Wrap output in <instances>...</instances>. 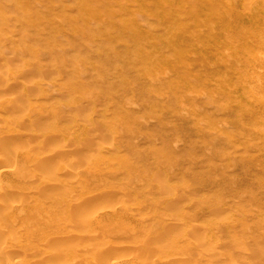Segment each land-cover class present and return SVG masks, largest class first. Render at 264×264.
Returning a JSON list of instances; mask_svg holds the SVG:
<instances>
[{
    "label": "rangeland",
    "instance_id": "1",
    "mask_svg": "<svg viewBox=\"0 0 264 264\" xmlns=\"http://www.w3.org/2000/svg\"><path fill=\"white\" fill-rule=\"evenodd\" d=\"M166 3L0 0V210L85 217L0 264H264V15L217 46Z\"/></svg>",
    "mask_w": 264,
    "mask_h": 264
},
{
    "label": "bare ground",
    "instance_id": "2",
    "mask_svg": "<svg viewBox=\"0 0 264 264\" xmlns=\"http://www.w3.org/2000/svg\"><path fill=\"white\" fill-rule=\"evenodd\" d=\"M262 4H264V2H262L261 0H167L166 9L169 12V20H174V21H176L180 13L185 14L187 11H192L199 7L203 9L202 12L205 13L207 20H212V19L214 20L216 17H223L221 28L219 29V31L215 35L207 37L211 40L213 39V41L216 40L218 46L221 45L224 41H228V42L231 41L233 45V41L237 37V33H238L237 27L229 22L228 20L229 16L233 17L234 22H239V23L250 22L254 26V28L258 27L259 23L254 20V16L257 12H261L264 15V11H263L264 8H262ZM174 7H176V12L172 13V9ZM195 16L197 19H199L200 17L198 14H195ZM251 37H252L251 47L255 49L261 48L264 45V26L255 29L252 32ZM216 41L213 43L215 44ZM0 151H5L8 161L9 160L8 151L5 149H0ZM27 174L28 173H26L24 176H26ZM18 177L20 178L21 176L18 175ZM6 200L7 198L5 197L1 198V201L3 202V209L0 210V213L2 211L6 212V209L9 210L7 211L8 213L7 212L4 213L6 214V218L0 220V228H1L0 253H3L5 249H8L10 245L20 247L21 249L24 246L25 247L28 246V249H31L34 246H38L37 244L39 242L43 243L44 241H46L43 233L45 223L50 220H55L57 222L58 221L60 222V219L56 218L57 216L59 217V215L57 216L50 215L51 212L46 213L47 215L46 217L44 213L40 211L38 204L30 205L28 207V205H25V203L27 202H25L23 204L24 205L23 207L20 206L12 207L6 205ZM38 211H40L41 213L39 212L40 213L39 214ZM7 214L9 216H7ZM68 214L70 215H64V217L66 216L64 219L61 217L62 221L60 223L64 221L65 222L64 225H66L69 221L74 222L76 220L85 218L84 214L80 212L68 213ZM0 215L1 217H3V214ZM17 225H20L22 230L26 232L25 235L19 232V230L16 228ZM46 245H48L46 246V248L52 249L53 247H55L56 244L54 245L46 242ZM40 248L41 249L32 253L29 257L26 256L24 259H22L21 263L22 264L47 263V259L44 257V254H46L44 250L46 248L42 250L44 247L42 248L41 245ZM89 250H90L89 251L90 254L94 257L95 254L97 253V250L92 246L91 248H89ZM56 254L57 253L55 251L54 255ZM85 256L87 255L84 251L79 253L64 252L61 254V258L63 259L64 264H75V261L79 259H86L87 257ZM35 258H40L41 262L34 263L33 260ZM3 264H18V263L16 261L13 263L9 261H5Z\"/></svg>",
    "mask_w": 264,
    "mask_h": 264
}]
</instances>
